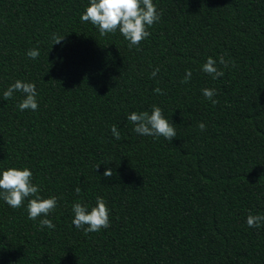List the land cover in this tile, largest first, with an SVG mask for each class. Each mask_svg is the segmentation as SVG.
<instances>
[{
	"label": "trees",
	"instance_id": "16d2710c",
	"mask_svg": "<svg viewBox=\"0 0 264 264\" xmlns=\"http://www.w3.org/2000/svg\"><path fill=\"white\" fill-rule=\"evenodd\" d=\"M153 3L162 18L137 49L81 21L90 0H0V175L28 168L38 195L58 198L43 230L34 197L0 198V264H264V223L247 225L264 214V0ZM209 57L222 77L202 71ZM16 80L36 85L37 110H19V92L3 99ZM154 105L172 141L128 121ZM98 196L110 226L85 235L72 207Z\"/></svg>",
	"mask_w": 264,
	"mask_h": 264
},
{
	"label": "clouds",
	"instance_id": "9594fccd",
	"mask_svg": "<svg viewBox=\"0 0 264 264\" xmlns=\"http://www.w3.org/2000/svg\"><path fill=\"white\" fill-rule=\"evenodd\" d=\"M162 18V13L157 11L153 0H90L85 12L81 15L82 22H91L96 26L101 36L107 34H114L117 31L129 41V48L137 47L139 44L151 35L147 30ZM65 37H60L53 34L52 40L55 44H60ZM27 56L31 59H36L39 56L37 49H30ZM220 64L225 68L229 66L230 61L225 60L223 56L220 57ZM235 66L234 61L231 62ZM202 71L212 78L218 79L224 75V72L216 67V60L212 57L207 59L203 64ZM159 72L156 68L151 77L155 78ZM191 70L186 71L185 78L182 83H188L191 79ZM157 94L163 95L160 88L154 90ZM22 93L23 99L19 102L18 108L21 111L38 109L36 97V85L34 83H25L21 80H16L10 87L3 92V99L9 100L14 93ZM202 93L206 99L213 104L218 103V100L213 99L217 94L216 89L205 88ZM129 122L134 125V131L143 136H151L155 138L163 137L165 140L172 141L177 137L176 129L173 123H170L164 118L162 109L158 106H153L151 113L132 112L127 116ZM201 131L206 129V125L201 122L198 125ZM112 135L116 139H120V132L116 125L111 126ZM99 169V165L96 170ZM104 177L110 178L113 175V170L108 168L104 172ZM33 173L28 168H8L0 175V198H2L7 205L13 209L22 207L25 199H28L27 212L28 218L35 221L40 217L39 226L41 230L44 227L54 229L55 225L46 217L55 211L57 207L58 198L52 196L51 198H42L38 195L40 189L38 185L32 183ZM76 193L79 194L82 189L77 187ZM72 211L74 218L72 224L79 229H82L87 235L88 233L98 232L101 229H106L110 226L109 209L102 197H97L96 206L89 211L88 207L81 203L73 204ZM264 223V214L252 215L249 213L247 217V225L250 228H259Z\"/></svg>",
	"mask_w": 264,
	"mask_h": 264
}]
</instances>
